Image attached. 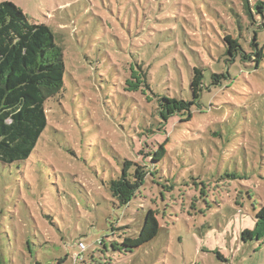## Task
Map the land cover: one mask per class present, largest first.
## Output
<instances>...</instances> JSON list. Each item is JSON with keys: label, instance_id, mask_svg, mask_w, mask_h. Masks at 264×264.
<instances>
[{"label": "rangeland", "instance_id": "obj_1", "mask_svg": "<svg viewBox=\"0 0 264 264\" xmlns=\"http://www.w3.org/2000/svg\"><path fill=\"white\" fill-rule=\"evenodd\" d=\"M0 2L48 26L65 65L34 152L0 166V264H264V238H255L264 205V59L256 67L244 44L247 59L235 63L211 50L214 68L204 51V40L221 45L224 29L244 42L261 25L264 53V16L249 21L243 0ZM195 65L205 75L200 105L163 122L157 95L190 101ZM138 68L149 89L136 88ZM166 139L157 173L118 207L104 183L125 160L148 166ZM149 208L157 236L127 251L123 239L138 233ZM245 230L253 240H241Z\"/></svg>", "mask_w": 264, "mask_h": 264}, {"label": "trees", "instance_id": "obj_2", "mask_svg": "<svg viewBox=\"0 0 264 264\" xmlns=\"http://www.w3.org/2000/svg\"><path fill=\"white\" fill-rule=\"evenodd\" d=\"M242 7L247 19L254 24L259 23L257 19L264 16V2L254 1L251 4L249 0H243ZM245 27L254 29L255 26ZM259 27L261 25L256 26L253 36L244 42L240 36L234 37L231 32H225V29L222 38L218 36L221 45L212 46L210 42L204 40L206 44L204 51L207 58L213 62L212 66L215 68L217 59L225 55L230 58L229 63H235L240 59L246 60L248 52L244 48L245 44L252 49L253 52L250 54L255 55L258 67L264 59L258 41ZM137 30L142 32L143 26H134L131 32ZM127 36L131 37L129 30ZM258 45L259 48L253 50ZM211 50L218 56L216 61L211 58ZM136 52L138 55L135 63L140 62L144 65L141 52ZM138 70L141 71L140 68ZM203 71L200 65H195L187 71L190 101L177 99L169 94L157 95L158 117L163 122H168L174 116L190 117L191 109L200 105L201 92L206 88L203 83L205 76ZM64 74L62 49L56 44L52 30L44 24L30 23L13 3L0 2V166L18 165L30 158L48 125L46 102L60 95ZM142 75L143 81L139 82L136 87L138 89L146 80L143 72ZM215 76L213 74L211 78ZM127 87H130V91L135 89L132 82ZM144 87L149 89V83L145 82ZM167 141L168 139L149 155L148 166L125 160L121 165V173L104 183L118 207H127L145 181L157 173L154 165L164 159ZM255 227L257 228L255 238L257 236L264 238V205L255 213ZM159 229L155 214L149 208L143 215L138 233L136 232L133 238H124L121 245L132 252L151 242ZM241 240L243 242L253 240L252 233L245 230Z\"/></svg>", "mask_w": 264, "mask_h": 264}, {"label": "built area", "instance_id": "obj_3", "mask_svg": "<svg viewBox=\"0 0 264 264\" xmlns=\"http://www.w3.org/2000/svg\"><path fill=\"white\" fill-rule=\"evenodd\" d=\"M79 248H80L81 250H84V249H85V247H84V245H83L82 243L79 244Z\"/></svg>", "mask_w": 264, "mask_h": 264}]
</instances>
